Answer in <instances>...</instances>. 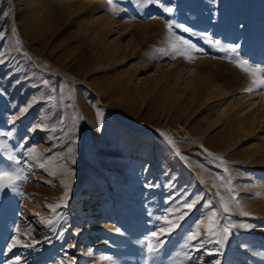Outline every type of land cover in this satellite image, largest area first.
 Returning a JSON list of instances; mask_svg holds the SVG:
<instances>
[{"label": "rangeland", "instance_id": "374dc122", "mask_svg": "<svg viewBox=\"0 0 264 264\" xmlns=\"http://www.w3.org/2000/svg\"><path fill=\"white\" fill-rule=\"evenodd\" d=\"M0 36V264H264V0H0Z\"/></svg>", "mask_w": 264, "mask_h": 264}, {"label": "snow or ice", "instance_id": "6c2138e0", "mask_svg": "<svg viewBox=\"0 0 264 264\" xmlns=\"http://www.w3.org/2000/svg\"><path fill=\"white\" fill-rule=\"evenodd\" d=\"M109 2L111 3V0H109ZM166 11L168 12H172L173 9L172 8H166L165 9ZM8 14L5 13V16H7ZM167 27L169 29H172L173 28V23L172 22H169ZM185 31H188V32H191L192 30L191 29H188V28H185L184 29ZM13 34H15V29L13 30ZM5 37L3 36H0V39H4ZM185 44H188V41L185 40L184 41ZM215 43L217 45L220 44V41L217 40L215 41ZM238 45H234L232 46L231 48H221L219 49L220 51H225V52H232V53H237L238 54ZM227 58V57H226ZM237 59H238V62L240 63V66L243 67V65H246L248 64V61L247 60H244V61H239V58H238V55H237ZM0 62H3V55L0 54ZM245 71H249V69L247 68H244ZM257 71H260V72H264V67L262 68H259L257 69ZM254 74V73H253ZM253 85L254 87H251V88H247L246 91H253L254 89L256 88H259V89H264V78H262L261 80H259L258 82L257 81H253ZM0 135H6L8 137H11L12 136V132H7V133H0ZM0 147H3V148H7V145L4 144L2 141H0ZM19 147V146H18ZM10 160H12L14 163H19L20 161L18 159H16L14 156H10L9 157ZM74 163V161H73ZM41 167H44L42 164L40 165ZM225 171H227V169H225ZM52 175H55V173H52ZM27 177L22 175V174H17V175H14L13 173L9 172V171H0V191H3V189L5 187L7 188H10L12 191L14 192H17L18 194H22V188H20L18 186V181H23L25 180ZM4 181H8V183H3ZM46 183H50V182H46ZM63 183V182H61ZM217 195H219L217 193ZM221 200H223L224 198L223 197H220ZM195 201H193L194 203ZM208 205H209V208H210V211H211V201L208 202ZM61 205H57L56 207H52L51 205H48L49 208L52 209L53 212H56V209L59 208ZM193 206L192 203H189L187 204V207L188 208H191ZM224 212H229L230 209L225 205L224 206ZM245 215H247V213H245ZM211 216L214 217L216 216V212L215 211H211ZM160 219H165L164 217H161ZM200 223L202 224L203 221H200ZM212 223L210 222L209 223V226H208V232H209V237H211V235H213L212 233ZM245 227H251L249 225H245ZM18 231V229H17ZM116 231H119V229H117ZM164 229L163 227L160 228V232H163ZM223 233L226 235L227 232H228V228L227 227H224L222 229ZM150 236L151 237H157L158 236V233L153 231L152 233H150ZM188 240L189 241H195V243H191L190 245H186V247H190L191 249H194V250H198V247L200 245H202L204 243V241L202 240H199V233L198 232H193L191 233L189 236H188ZM211 242V241H209ZM158 243H160V241L158 240ZM18 244H20V241L17 240L15 237H13L12 241H11V245L12 247H15L17 246ZM25 247H30L31 245H24ZM9 251H11V248L8 249ZM147 254H148V257H149V260L152 261V264H154V261H155V258H156V255H157V252L156 250L153 248L151 242L149 241L148 245H147ZM14 264H19V257H17L16 259V262H14Z\"/></svg>", "mask_w": 264, "mask_h": 264}]
</instances>
